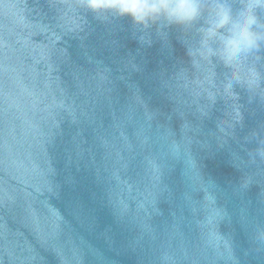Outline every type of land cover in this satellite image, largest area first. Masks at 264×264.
Wrapping results in <instances>:
<instances>
[{
	"label": "water",
	"instance_id": "water-1",
	"mask_svg": "<svg viewBox=\"0 0 264 264\" xmlns=\"http://www.w3.org/2000/svg\"><path fill=\"white\" fill-rule=\"evenodd\" d=\"M199 39L0 0V264H264V98Z\"/></svg>",
	"mask_w": 264,
	"mask_h": 264
},
{
	"label": "clouds",
	"instance_id": "clouds-1",
	"mask_svg": "<svg viewBox=\"0 0 264 264\" xmlns=\"http://www.w3.org/2000/svg\"><path fill=\"white\" fill-rule=\"evenodd\" d=\"M78 4L97 18L130 17L144 29H194L199 45L190 48L189 55L196 67L211 65L216 57L229 69L225 95L235 100L233 87L241 85L264 98V73L258 67L264 60V0H78ZM214 75L211 70L198 83L206 80L214 87ZM234 118L239 119L238 109ZM256 152L264 158V146Z\"/></svg>",
	"mask_w": 264,
	"mask_h": 264
}]
</instances>
